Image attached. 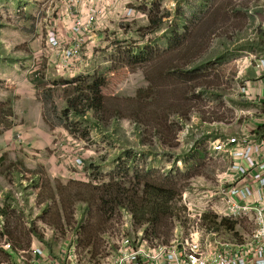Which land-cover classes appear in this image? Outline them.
Returning <instances> with one entry per match:
<instances>
[{
	"label": "rangeland",
	"instance_id": "374dc122",
	"mask_svg": "<svg viewBox=\"0 0 264 264\" xmlns=\"http://www.w3.org/2000/svg\"><path fill=\"white\" fill-rule=\"evenodd\" d=\"M74 46L79 54L71 56ZM262 61L264 0H0V135L19 121L15 87L24 71L35 75L37 103L54 134L42 154L47 164L29 162L22 149L0 155V207L10 206L0 231L7 224L12 233L0 241V264H46L32 253L20 262L35 244L61 264L72 245L83 264H109L124 238L167 242L196 223L210 240L242 242L252 219L224 216L206 197L230 160L209 155L215 139L264 116V103L243 92L264 77ZM2 66L17 79L5 82ZM203 82L211 86L195 89ZM75 160L82 163L73 167ZM167 179L176 190L169 238L127 209L107 214V207L94 251L80 243L89 216L79 191L57 190L73 182L102 190L112 181L141 194L146 183ZM44 184L54 201L38 197ZM59 194L74 201L67 215Z\"/></svg>",
	"mask_w": 264,
	"mask_h": 264
},
{
	"label": "built area",
	"instance_id": "2783aa9c",
	"mask_svg": "<svg viewBox=\"0 0 264 264\" xmlns=\"http://www.w3.org/2000/svg\"><path fill=\"white\" fill-rule=\"evenodd\" d=\"M79 50L74 46L71 56L79 54ZM261 64L257 69L264 72V61ZM242 72L240 70L239 75ZM260 129L264 130V116H251L239 134L211 142L209 157L220 156L229 159L230 163L225 172L217 175L216 188L206 197L215 202L224 216L235 220L252 219L253 230L242 242L210 240L213 234L205 235L196 223L197 228L187 235H174L167 242L124 238L109 264H264V135L259 133ZM81 163V160H75L72 166L77 167ZM186 198L187 194L184 195ZM7 248L12 246L7 245ZM30 253L46 264H61L47 256L42 244L33 245L29 251H21L20 262H27ZM62 261L65 264H83L76 253V245L71 246Z\"/></svg>",
	"mask_w": 264,
	"mask_h": 264
},
{
	"label": "trees",
	"instance_id": "16d2710c",
	"mask_svg": "<svg viewBox=\"0 0 264 264\" xmlns=\"http://www.w3.org/2000/svg\"><path fill=\"white\" fill-rule=\"evenodd\" d=\"M148 49L149 48L146 47L142 52L138 53V55L141 56L145 54ZM208 83L209 82H203L197 84L195 85V89L198 87H203L205 84L209 85ZM92 107L96 108V110H99V108L95 105H92ZM70 109H74V112L80 113L75 105H73ZM13 112V108L11 107V112L9 115L14 116ZM1 119L2 118L0 116V120ZM11 125L12 123L9 124V127ZM262 130L263 129H260L259 133ZM16 166L20 167V171L22 170V164H15V167ZM33 175L35 176L34 180H37V183H39L40 177H38V175L36 174ZM171 184L172 180L170 179L166 180L164 186H156L154 184L146 183L143 186L141 194L137 189L139 188L138 186H136V188L131 191L124 189L122 184H115L112 181L107 183L105 188L102 190H95L87 184H79L76 182L69 183L65 186L59 185V187H57V190H61L62 194L69 192V190L73 188L79 191L76 192V195L83 198V200H81L80 202L85 203L84 214L89 216L88 219H86L85 225L82 227V237L80 238V243L82 244L84 249H90V251H94L100 245L99 237L104 230V225L106 223L104 219H102V216L105 214L104 211L106 210V213L108 214V212H113L116 209H127L128 212L139 219L142 224L151 225L155 235L162 234L169 238L171 235L172 227L169 226L168 221L173 217L172 207L169 205L173 201V193H176V190L174 188L171 190V187H173ZM42 190L43 192L38 194L39 198H43L46 201L55 200V194L52 192V190L49 191L47 185L44 184L42 186ZM91 193L93 194V197H90ZM62 194H59V196L61 197L63 211H65V214L67 215L70 208H72V206L74 205V201L68 198L69 194L67 199H65L66 196ZM9 207L10 206L0 207V217L9 219ZM107 207L111 208L106 209ZM50 209L51 208L48 206L46 210L48 214L49 212H51ZM94 214L97 216H94ZM8 230L9 228L7 224H5L3 229L0 231V241L4 237L11 239L12 233ZM34 232H36V230L34 227H32L28 232V236H31ZM30 244L31 240L29 241V239H27L26 246H30Z\"/></svg>",
	"mask_w": 264,
	"mask_h": 264
},
{
	"label": "crops",
	"instance_id": "0c3cea01",
	"mask_svg": "<svg viewBox=\"0 0 264 264\" xmlns=\"http://www.w3.org/2000/svg\"><path fill=\"white\" fill-rule=\"evenodd\" d=\"M48 67L52 68V65L49 64ZM24 72V81L17 83L15 87V95L17 96L15 112L19 121L17 120L16 125L10 126L0 135V155L2 152L14 150L15 148L22 149L32 155L31 159L28 160L29 162L35 165L39 163L47 164L46 158L42 159V154L44 155L45 148L50 145L47 143L49 141L53 142L54 134L48 128L45 118L42 116V108L37 103L33 81L35 75L29 71ZM1 74L5 82L11 83V78L14 81L17 79L15 74L10 75L8 68L3 66ZM29 74H32V76ZM245 94L248 99L257 100L258 98L260 99L259 103H264V77L259 78L256 82H247ZM52 161L55 162L53 159ZM28 163L26 160L27 165ZM50 172L55 176L60 174L56 167H52ZM38 262H43V259L39 257Z\"/></svg>",
	"mask_w": 264,
	"mask_h": 264
}]
</instances>
